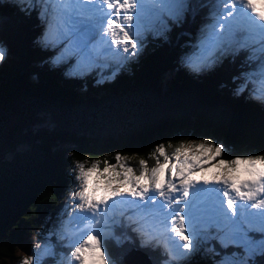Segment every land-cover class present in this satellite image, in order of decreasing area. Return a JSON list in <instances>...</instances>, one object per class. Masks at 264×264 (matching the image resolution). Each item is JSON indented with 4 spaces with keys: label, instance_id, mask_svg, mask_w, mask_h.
I'll return each instance as SVG.
<instances>
[{
    "label": "trees",
    "instance_id": "trees-1",
    "mask_svg": "<svg viewBox=\"0 0 264 264\" xmlns=\"http://www.w3.org/2000/svg\"><path fill=\"white\" fill-rule=\"evenodd\" d=\"M34 3L0 0V41L7 49L0 73V264H9L18 247L27 251L30 237L46 239L51 229L58 231L74 162L99 161L103 167L104 161L116 164L120 153L138 171L140 159L155 164L149 157L158 144L171 155L182 143L206 138L226 145L223 158L264 152V103L252 95L260 85L250 50L218 54L200 72L183 63L197 50L209 18L203 4L189 0L203 7L190 9L166 38L148 30L143 51L122 66L108 58L102 68L85 70L68 59L54 64L53 53L62 52L42 49L48 26ZM127 225L122 221L104 232L115 264H130L132 252L148 264H164L162 246L145 244L143 237L147 257L133 248V237H122ZM209 233L200 251L173 264H217L243 255L242 248L222 246ZM48 238L51 251L39 264H56L74 242L70 236ZM250 264H264V257Z\"/></svg>",
    "mask_w": 264,
    "mask_h": 264
},
{
    "label": "snow or ice",
    "instance_id": "snow-or-ice-1",
    "mask_svg": "<svg viewBox=\"0 0 264 264\" xmlns=\"http://www.w3.org/2000/svg\"><path fill=\"white\" fill-rule=\"evenodd\" d=\"M95 3L53 0L50 5L42 4L41 15L50 16V21L41 44L49 47L66 42L89 67L109 54L120 57L117 65L122 66L143 51L146 29L166 38L171 27L185 22L190 9L203 7L191 5L189 0H100L106 10L94 7ZM213 8L214 22L201 30L197 50L183 59L185 66L200 72L215 63L218 53L247 49L256 43L264 53V0H217ZM104 45L107 47L102 50ZM62 55L55 61L59 62ZM6 58L7 49L0 44V62ZM259 60L254 75L260 86L252 90V95L264 103V55ZM244 87L247 82L238 92ZM225 148L211 138L189 140L169 155L164 144H158L149 157L155 158V165L149 167L146 159H140L138 175L120 153L115 156L116 164L104 161L103 169L99 161L90 166H86L87 161H78L73 169L76 187L71 201L95 219L101 205L107 213L112 206L109 201L114 205L115 198L121 197L120 203L138 210L140 219L132 221L136 225L132 231L144 237L145 244L155 242L163 247L167 254L164 264L200 251L201 241L209 238L212 228L217 230L216 238L222 246L243 249L238 259H225L223 264H250L253 257H264V152L223 158ZM88 218L76 216L78 220ZM100 223L96 219V225ZM252 233H259L260 238ZM38 255H29L20 264H39ZM70 257L79 264H115L99 232H88L75 244Z\"/></svg>",
    "mask_w": 264,
    "mask_h": 264
},
{
    "label": "rangeland",
    "instance_id": "rangeland-1",
    "mask_svg": "<svg viewBox=\"0 0 264 264\" xmlns=\"http://www.w3.org/2000/svg\"><path fill=\"white\" fill-rule=\"evenodd\" d=\"M41 1H44V0H34V4H38V6L36 7V8H38L39 9V7H41V5H39V3L41 2ZM49 2H53V0H49ZM206 9V13L207 14H210V12L207 10V8H205ZM39 14L41 15V12L39 11ZM42 16V15H41ZM42 20L44 21V26H48V24H49V21H50V16H48V17H46V16H42ZM148 30H151V29H146L145 31H144V33H143V36L145 37V35H146V33H148L147 31ZM44 33L45 32H43V35H44ZM155 33V32H154ZM152 34V33H151ZM97 39H99V37H97ZM0 44H3L4 45V43L2 42V41H0ZM5 46V45H4ZM65 47H67L68 48V50L67 51H65ZM104 47H107L106 45H104V46H102V50H103V48ZM5 48H6V46H5ZM42 49H46V47H44L43 45H42ZM47 50V49H46ZM48 50H53V51H58V52H62V54H54L53 53V58H54V60H53V63L54 64H56V63H58V62H56L55 61V58H56V56L57 57H60L61 55H62V58L61 59H68V60H70V61H74L75 62V64L76 65H78L79 67H82L83 69H85V70H87V69H89V68H91V67H97V68H102L103 66H104V64H101V63H95V65H93V66H91V67H89V66H87V65H85L82 61H81V58H80V54H79V52L75 49V48H73V47H71V46H68L67 44H66V42L64 43V44H56L55 46H49L48 47ZM100 59H101V61L102 62H104L105 64H106V60L109 58V59H111V61H113V62H117V60H119L120 59V57H114L113 55H105V56H102V57H99ZM59 62H60V60H59ZM4 63H5V60L3 61V62H0V73H2V72H5V70L3 69V67H4ZM96 72H99V73H101L100 71H96ZM87 73H89L90 74V72H87ZM79 74H81V73H79ZM102 74V73H101ZM104 75H107V74H104ZM100 79V78H99ZM25 151V150H24ZM23 151V152H24ZM135 157V156H134ZM131 161H133V160H131ZM154 161H155V163H156V160H155V158H154ZM163 161V158H161V162ZM127 163H128V161H126ZM138 162H139V160H138ZM76 163L77 162H74L73 164V169H74V167H75V165H76ZM137 163V162H136ZM212 163H215V161H213ZM130 166H132L130 163H128ZM91 165V162H89V161H87V164H86V166H90ZM155 165V164H154ZM153 165V166H154ZM105 166V165H104ZM103 166V167H104ZM139 167V163H137V165H136V167ZM103 167H101V169H103ZM152 167V166H151ZM205 167H207V165H205ZM139 171H140V168L138 169V171H136V173H137V175L139 174ZM74 175H75V173L73 172V180L72 179H70V182L68 183V185H71V191L70 192H67V196H66V198L64 197V200H65V204L63 205V206H65V207H68V209L70 208V207H73L74 208V213H73V218H69L68 216H67V212H66V215H65V218H66V220H67V223H68V226L70 227V229L72 230V231H74L75 232V235H74V238H80V241L79 242H82V240L86 237V235H87V233L88 232H99L100 234H101V236H102V238H103V236H104V232L105 231H107L109 228H110V226H109V221H111V220H113L114 219V217L116 216V214H118V213H120L121 212V209H120V207H122V206H124V205H127V204H124V203H120V200L122 199L121 197H117V198H115L116 199V203L113 205V202L112 201H109V205H112L111 207H109L108 208V210H107V213H105L104 212V208H105V206L104 205H101L100 206V208H101V210H100V212L98 213V215L96 216V218L95 219H92L91 218V216H90V212H81L80 211V209L79 208H76L75 207V205L72 203V201H71V196H72V193H73V191H74V189H75V187H76V182H75V180H74ZM72 182V183H71ZM177 184H178V182H177ZM179 186V185H178ZM198 187H207V188H210V187H220V185H198ZM63 199V198H62ZM127 199H131V197H127ZM57 210V209H56ZM252 211H256V209H253ZM77 215H79V216H88L89 218L88 219H83V220H78V219H76V216ZM63 215L62 214H60V218L62 217ZM96 219H98V220H100L101 221V223L99 224V225H96ZM51 225H52V227H53V223H50ZM209 231H211L215 236H217V230L216 229H214V228H212V229H209ZM54 234H57V235H59V236H62V237H65V235H63V233L61 234V231H55L54 229H51V231H50V234H48V236L46 237V239H44V238H41V239H36L35 237H30V240H31V242L29 243H27V245H28V250L26 251V250H24V248H22V247H18L17 249H16V252H15V257L13 258V259H11L10 261H9V264H20V261L22 260V259H24V258H27L29 255H31V254H33V253H39V255H38V257H37V259L40 261L41 259H42V257L45 255V254H47V253H49L50 251H51V248H50V246H51V244H50V242H49V238L48 237H50L51 235H54ZM252 234H255V233H252ZM161 239V241H163V237H161L160 238ZM37 243H39L40 245H41V247L39 248V249H37L36 247H35V245L37 244ZM155 243V242H154ZM103 244H105L104 242H103ZM106 245V244H105ZM220 248H218V250H219ZM72 250H74V248L71 246V248L68 250V252L66 253V255H64L63 257H62V259H56V264H63L64 262L66 263V264H77L78 262H76V261H72L71 260V257H70V253H71V251ZM131 256H132V260H130L131 261V263L133 262V264L134 263H139V262H141L142 260H145V258H144V256L143 255H141V254H139V253H136V252H132V254H131ZM129 258V257H128ZM128 258L126 259V261L127 262H129L128 261ZM138 259V260H137ZM225 259H229L228 257H224V258H222V259H219L218 260V263L217 264H223V261L225 260ZM54 260V259H53ZM184 262V261H183ZM55 264V263H54ZM145 264H148L146 261H145Z\"/></svg>",
    "mask_w": 264,
    "mask_h": 264
},
{
    "label": "bare ground",
    "instance_id": "bare-ground-1",
    "mask_svg": "<svg viewBox=\"0 0 264 264\" xmlns=\"http://www.w3.org/2000/svg\"><path fill=\"white\" fill-rule=\"evenodd\" d=\"M94 7H96V8L104 7L106 9V6L102 5L100 3V0H96V3L94 5ZM131 258H132V256L130 255L129 258H128V261H129L130 264H133V262L131 263V261H130V260H132ZM134 264H145V260H142L141 262H139V263L137 262V263H134Z\"/></svg>",
    "mask_w": 264,
    "mask_h": 264
}]
</instances>
